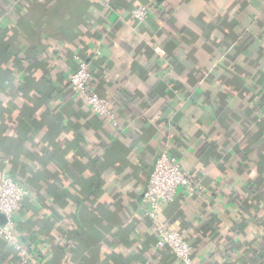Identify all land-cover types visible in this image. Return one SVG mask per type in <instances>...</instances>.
<instances>
[{"label":"crops","instance_id":"1","mask_svg":"<svg viewBox=\"0 0 264 264\" xmlns=\"http://www.w3.org/2000/svg\"><path fill=\"white\" fill-rule=\"evenodd\" d=\"M75 54L116 125L71 92ZM164 148L202 185L160 212L194 264H264V0H0V177L27 190L25 264H181L140 204ZM0 264H24L2 236Z\"/></svg>","mask_w":264,"mask_h":264},{"label":"built area","instance_id":"2","mask_svg":"<svg viewBox=\"0 0 264 264\" xmlns=\"http://www.w3.org/2000/svg\"><path fill=\"white\" fill-rule=\"evenodd\" d=\"M136 21H144L148 16L147 5H138L131 11ZM77 68L69 75V87L73 94H83L89 108L96 114L106 117L116 125L115 113L108 100L90 92V73L87 63L75 54ZM183 188L187 195H198L202 185L192 181L181 169L179 163L164 148L155 159L141 195V206L156 233V245L169 250L181 264H194V250L186 238L171 229L160 218L162 206L175 199L178 190ZM26 188L16 182L7 171L0 177V215L4 221L0 224V236L28 263L30 257L24 245L15 236L14 215L21 208L25 199Z\"/></svg>","mask_w":264,"mask_h":264},{"label":"trees","instance_id":"3","mask_svg":"<svg viewBox=\"0 0 264 264\" xmlns=\"http://www.w3.org/2000/svg\"><path fill=\"white\" fill-rule=\"evenodd\" d=\"M143 4H144V3H139V4H137V6H138V5H143ZM137 6H135V7H137ZM135 7H134V8H135Z\"/></svg>","mask_w":264,"mask_h":264},{"label":"water","instance_id":"4","mask_svg":"<svg viewBox=\"0 0 264 264\" xmlns=\"http://www.w3.org/2000/svg\"><path fill=\"white\" fill-rule=\"evenodd\" d=\"M0 217L3 219L4 217L2 215H0Z\"/></svg>","mask_w":264,"mask_h":264}]
</instances>
